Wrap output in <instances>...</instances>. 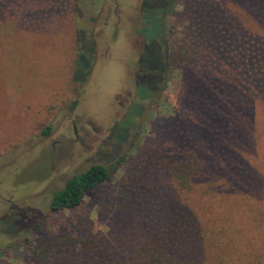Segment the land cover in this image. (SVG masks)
Masks as SVG:
<instances>
[{
    "label": "rangeland",
    "instance_id": "1",
    "mask_svg": "<svg viewBox=\"0 0 264 264\" xmlns=\"http://www.w3.org/2000/svg\"><path fill=\"white\" fill-rule=\"evenodd\" d=\"M114 1L0 0V264H49L37 248L67 235L116 238L118 203L179 259L264 264V0H177L141 63L139 0L118 28ZM183 35L196 66L177 60ZM119 161L78 207L48 209L67 180ZM186 161L201 164L189 192L169 175Z\"/></svg>",
    "mask_w": 264,
    "mask_h": 264
},
{
    "label": "trees",
    "instance_id": "2",
    "mask_svg": "<svg viewBox=\"0 0 264 264\" xmlns=\"http://www.w3.org/2000/svg\"><path fill=\"white\" fill-rule=\"evenodd\" d=\"M235 34L238 35V33ZM192 35L194 37L197 36L196 29L193 30ZM164 43L167 44V41H164ZM174 45L177 47L175 52L177 60H184L186 62L190 57H194L196 53V49L193 46L194 42L191 41V44H188V39L184 35ZM165 50V55L168 56V47ZM219 59H223L224 62L227 61L224 54H221ZM188 62L189 65L196 66L195 58H191ZM248 62L250 72L257 74L260 68L259 57L255 56ZM162 67L163 70L159 74L157 73L158 76L162 73L163 76L166 73L170 74L169 71L172 68H170L169 63L165 62ZM237 73L242 75V70H238ZM159 92H161V88ZM49 131L50 127L43 134H47ZM192 159L195 160L196 158ZM120 163L119 161L116 166L113 165L111 167L92 165L85 172L67 180L61 190L52 194L48 209L51 212H58L78 207L85 194L111 180ZM182 164V166H172L169 175L180 190L189 192L192 189L193 179L199 171L201 164H191L190 161L183 162ZM218 203L221 205L219 201ZM108 209L112 212L116 211L115 218H113L114 224L117 225L116 232L119 231L116 238L110 239L99 232L92 231H89L85 238L77 237V239H74L67 235L61 238V241L59 239L56 240L50 247L37 248L36 254L42 263L50 261L49 264H194L192 261L189 262L188 259H179L169 254V238L155 240L143 231H141L140 235L134 234L132 231L134 227V225L132 226L133 221L127 219L131 206L118 203ZM212 215L217 217L215 213ZM191 217H193L192 213H188L187 218L190 220ZM126 223L128 224L127 226ZM135 223L137 222L135 221ZM39 224L34 225V228L38 227ZM83 229L90 228L84 227ZM77 232L80 233L81 230L79 229ZM124 244L127 245V251L122 247ZM8 248L6 247L3 251L6 252ZM2 254L1 252L0 257Z\"/></svg>",
    "mask_w": 264,
    "mask_h": 264
},
{
    "label": "flooded vegetation",
    "instance_id": "3",
    "mask_svg": "<svg viewBox=\"0 0 264 264\" xmlns=\"http://www.w3.org/2000/svg\"><path fill=\"white\" fill-rule=\"evenodd\" d=\"M177 0H139V2L133 6V9L137 12L138 20L133 21L132 19L129 20L131 24L136 26V34H137V39L134 41V46L137 47V44L140 46V49H138V54H139V63H141L143 55L145 54L146 51V44L148 40V33L147 30L150 27L155 28V31L157 32V35L155 38H158L159 43V33L161 30L166 29L168 27H171L172 24H168L166 18L170 16L173 10V6L176 3ZM116 2V1H114ZM114 4V3H113ZM121 6H129V8H132V2L131 0H117L116 2V10H114V13H117V18L118 20L116 21L114 27L118 28L120 25V20H121V15L119 14L118 10L120 9ZM111 10V9H110ZM111 12V11H110ZM113 13V10H112ZM108 22V21H107ZM107 22L105 24H107ZM161 47V44H160ZM161 58H163V53H161ZM141 71V68L140 70ZM162 74L159 76L157 75V72H154L152 74V78L159 81L161 80ZM158 76V77H157ZM153 99V98H152ZM134 105V102H133Z\"/></svg>",
    "mask_w": 264,
    "mask_h": 264
}]
</instances>
